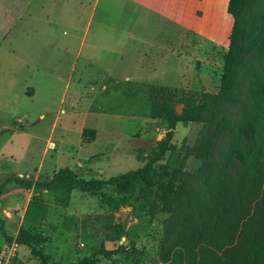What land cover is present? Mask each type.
<instances>
[{"label": "rangeland", "instance_id": "rangeland-1", "mask_svg": "<svg viewBox=\"0 0 264 264\" xmlns=\"http://www.w3.org/2000/svg\"><path fill=\"white\" fill-rule=\"evenodd\" d=\"M91 1L88 7L84 3L85 9L72 1L73 8L67 16L76 20L75 24L55 28L32 24L28 16L31 18L34 10L31 0H19L21 7L15 10L25 13L22 23H16L11 16L13 9L10 16L4 17L0 6V36H7L0 47V248L13 242H8L7 237L14 238L20 228V214L29 192L13 183L6 184L9 177L45 182L58 169L68 167L86 180H105L136 170L144 165L137 159L139 149L149 154L166 132L162 120L149 117L146 85L214 94L219 91L232 27L226 10L229 0H184L183 29L156 25L154 21L150 24V19L144 17L146 24L136 31L151 41L154 37V43L166 45L172 29L178 33L182 30L183 67L179 65L171 72L175 66L167 63L166 74L148 75L151 83L129 85L108 78L84 56H75ZM254 1L256 9L264 7V0ZM26 3L24 11L22 5ZM98 4L90 36L100 18L119 19L120 37L131 32L132 25L127 23L132 18V13L127 12L130 5L119 0H99ZM190 9L195 11L194 18L186 13ZM55 14L60 19L58 12ZM48 28H54L52 37ZM130 52L125 50L127 55ZM73 65L75 73L67 88ZM236 79L245 96L242 71ZM240 114L241 106L225 105L221 111L211 113L205 124H178L171 141L175 150L168 152L161 164L179 168L182 182L188 189L198 191L200 169L207 159L222 161L228 152L229 129L217 133L218 122L225 116L232 127ZM85 127L97 131L93 143L83 140ZM212 136L209 154L200 155L203 141ZM40 164L42 169L37 173L35 169ZM40 191L34 189L33 195ZM42 198L49 205L48 216L35 231L45 238L40 248L48 264H74L101 245L107 250L124 247L126 252L110 261L102 259L99 264H160L157 251L168 214L154 212L148 216L139 210L138 203L134 208L112 211L100 204L98 195L80 194L77 189L56 196L43 193ZM106 224H120L124 236L114 243L105 242ZM16 264L40 262L27 248L18 247Z\"/></svg>", "mask_w": 264, "mask_h": 264}, {"label": "trees", "instance_id": "trees-1", "mask_svg": "<svg viewBox=\"0 0 264 264\" xmlns=\"http://www.w3.org/2000/svg\"><path fill=\"white\" fill-rule=\"evenodd\" d=\"M254 2L227 3L232 27L216 94L146 85L149 117L162 120L166 132L149 154L139 149L142 167L105 180H86L65 167L45 182L12 176L5 183L48 192L77 189L80 194L98 195L100 204L112 211L138 203L148 216L168 214L157 251L160 264H264V7L256 9ZM239 71L246 82L245 96L236 79ZM225 105L241 106L232 127L225 116L218 122L217 133L229 129L228 152L222 161L207 159L200 169L199 190H190L179 168L161 162L175 150L171 141L178 124H205ZM95 135L94 129L82 130L86 143ZM212 138L203 141L200 155L209 154ZM48 209L40 193L33 195L16 236L7 237L8 242L27 248L40 264H48V258L40 248L45 238L35 229L46 221ZM124 234L120 224L103 227L105 242H117ZM125 252L124 247L107 250L101 245L74 264H99Z\"/></svg>", "mask_w": 264, "mask_h": 264}, {"label": "crops", "instance_id": "crops-1", "mask_svg": "<svg viewBox=\"0 0 264 264\" xmlns=\"http://www.w3.org/2000/svg\"><path fill=\"white\" fill-rule=\"evenodd\" d=\"M72 1H75V5L79 4L81 7H84V9V3H87L86 7H88V0H31L30 4L34 6V10L31 13V18L30 15H28L29 19H31L33 25L38 27L46 25L53 26L55 28L60 24L64 26L74 25L76 20L74 21L67 16L68 12H70L73 8ZM119 1H123L125 4L131 6L128 8L127 12L132 13V18L131 20H128L127 23L130 22L133 31H136L137 27L146 24L143 22L144 17L150 19V24H153L152 21H154L156 25H169L173 28L179 26L183 29L185 15L184 0ZM98 3L99 0H92L89 4L91 12L85 21V28L83 30L82 37L80 38L79 47L75 53L76 57L84 56L90 64L100 67L101 72L103 74H107L108 78L131 83H151L152 80L148 75H150V73L161 74L163 72L166 74L168 72L166 71L167 63L168 65L173 64L175 66L171 72H175L179 65V67H183L182 59L184 56V38L182 30L178 33L177 30L172 29L169 42H166V45H161L153 42L154 37H152L153 40L151 41L149 38L141 35L139 31H136L135 34L131 30V32H127L124 37H120V35L117 34L121 22L119 19L114 20L113 18H100L96 22V28L92 31V35L90 36L94 14L99 6ZM0 6L4 17L10 16L11 14L16 23H22L25 18V13L23 11L22 13L15 12V10L17 11V9H20L21 7L19 0H0ZM22 7L25 11L28 4L26 3L25 5H22ZM11 9H13V12L10 13ZM86 11H88V9ZM56 12H58L57 16L60 17V19L56 18ZM186 13L189 17L195 16V11L192 9ZM54 28H48L49 37H52L51 34L54 32ZM175 33L177 37H175ZM6 37L0 36V47L6 40ZM125 50L131 52L127 55L125 54ZM115 58L117 59L116 61L113 60ZM74 73L75 66L73 65L70 69V77L68 78L67 88H69V84L72 81ZM77 82H79V80ZM96 137L97 131L95 139ZM41 169L42 167L40 164L35 170L37 173H40ZM27 191H29L28 197L26 198L25 205L23 206V210L20 214L19 227L23 224V214L29 200L34 194V188ZM61 192L66 191L59 190L50 193L56 196ZM43 193L49 192L40 191L41 196H43ZM0 199L2 200V198ZM6 216L9 218V213H6Z\"/></svg>", "mask_w": 264, "mask_h": 264}, {"label": "built area", "instance_id": "built-area-1", "mask_svg": "<svg viewBox=\"0 0 264 264\" xmlns=\"http://www.w3.org/2000/svg\"><path fill=\"white\" fill-rule=\"evenodd\" d=\"M18 244L13 241L0 249V264H16Z\"/></svg>", "mask_w": 264, "mask_h": 264}]
</instances>
